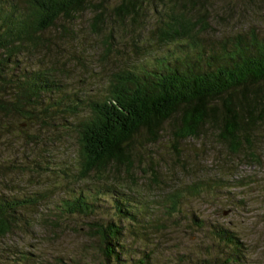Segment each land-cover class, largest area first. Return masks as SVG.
I'll return each mask as SVG.
<instances>
[{
    "label": "rangeland",
    "instance_id": "1",
    "mask_svg": "<svg viewBox=\"0 0 264 264\" xmlns=\"http://www.w3.org/2000/svg\"><path fill=\"white\" fill-rule=\"evenodd\" d=\"M200 3L199 7L186 5V17L196 20L192 42L204 55L219 51L222 45L264 37V0ZM146 18L140 15L135 24L124 27L110 21L113 33L107 37V29L98 34L89 30L90 14L86 12L69 24L56 23L40 35L37 47L17 58L14 74L17 69L38 70L49 74L45 77L51 79L53 87L40 99L41 110L29 122L16 117L0 122V196L26 201L37 198L33 210L21 211L24 217L50 216L56 210L55 203L69 192L87 194L93 207L87 216L65 217L57 230L38 225L0 239V264H17L9 253L1 254L7 249L26 253L31 261L38 256V264H53L55 258L102 264L85 227L92 218L111 217L110 202L119 197L130 203L136 220L124 223L125 245H137L145 250L147 258L151 255L146 264H215L212 261L221 257V249L207 230L194 226L189 212L202 219L205 227L219 225L238 238L243 257L234 264H264V126L252 128L248 137L253 160L244 150L228 155L213 129L203 130L198 141L173 143L165 126L167 130L156 144L139 150L135 160L140 168L134 169L131 179L121 183L114 174H91L84 180L76 175V141L65 128L83 111L70 117L63 113L66 105L83 106L97 100L103 96L110 74L140 68L150 63V57L176 54L187 44L180 40L176 42L180 46L160 45L150 31L151 17L148 21ZM260 88L264 92V86ZM1 96L5 101L11 98L8 94ZM178 157L183 160L178 161ZM149 163L159 165L155 179ZM196 179L220 184L214 199H192L188 209L182 206L188 213L166 218L163 206L167 196ZM223 211L228 213L223 216Z\"/></svg>",
    "mask_w": 264,
    "mask_h": 264
},
{
    "label": "trees",
    "instance_id": "2",
    "mask_svg": "<svg viewBox=\"0 0 264 264\" xmlns=\"http://www.w3.org/2000/svg\"><path fill=\"white\" fill-rule=\"evenodd\" d=\"M158 1L159 4L154 0H0V122L14 117L29 122L41 110L40 99L51 93L52 81L45 77L49 74L38 70L17 69V74L13 71L17 58L37 47L40 35L56 23L69 24L75 16L87 12L89 30L98 34L107 29V37H111L110 21L124 27L146 15L145 20L151 17L153 21L150 31L156 34L160 45L180 46L176 43L180 40L187 44L176 54L150 57V63L140 68L110 74L103 96L97 100L83 106L66 105L63 113L70 117L83 111L77 121L65 128L76 141L77 177L84 180L91 174H114L120 182L131 179L134 169L140 168L135 160L139 150L156 144L165 126L173 143L198 141L203 130L213 129L228 155L235 156L244 150L253 160L248 137L252 128L264 126V92L260 88L264 86V37L222 45L219 51L204 55L192 42L196 20L187 18L186 8L191 3L201 6L200 0ZM1 94L11 98L5 101ZM158 166L150 169L153 179ZM219 185L196 179L174 189L163 206L166 218L188 213L182 206L188 209L192 199H214ZM37 202V198L26 201L0 196V239L21 230L31 231L38 225L57 230L65 217L87 216L93 207L87 194L69 192L55 203L56 210L50 216H21L22 210H33ZM110 203L111 217L92 218L85 227L102 264H146L152 256L147 258L145 250L137 245L126 246L123 240L124 223H136L128 207L130 203L123 197ZM189 215L194 226L207 230L222 251L221 257L212 262H239L243 257L242 244L232 232L219 225L205 227L193 212ZM6 253L17 264H38V256L31 261L28 254L20 251L7 249L1 254ZM67 259L68 262L55 258L53 264L79 263Z\"/></svg>",
    "mask_w": 264,
    "mask_h": 264
},
{
    "label": "water",
    "instance_id": "3",
    "mask_svg": "<svg viewBox=\"0 0 264 264\" xmlns=\"http://www.w3.org/2000/svg\"><path fill=\"white\" fill-rule=\"evenodd\" d=\"M228 213V211H223L222 213H221V215H226Z\"/></svg>",
    "mask_w": 264,
    "mask_h": 264
}]
</instances>
